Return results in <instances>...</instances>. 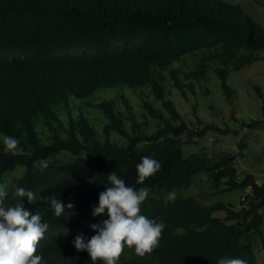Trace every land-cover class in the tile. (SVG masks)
<instances>
[{"label": "trees", "instance_id": "1", "mask_svg": "<svg viewBox=\"0 0 264 264\" xmlns=\"http://www.w3.org/2000/svg\"><path fill=\"white\" fill-rule=\"evenodd\" d=\"M136 40L142 42L120 55L106 52L112 43ZM217 44L230 58L240 49L247 50L234 64L240 69L264 51V27L240 6L224 0H0V58H4L0 61V183L17 167L25 168L16 187L36 194L35 203H28L26 197L21 203L30 213L39 211L42 222L49 224L44 239L53 231L79 227L90 232L85 240L95 235L90 225L107 216L93 217L91 212L98 205L99 193L109 184L107 175L115 171L126 184L149 189L142 214L165 224L158 248L143 258L133 249L136 259L120 264H217L222 257L259 264L250 237L258 235L264 243L260 229L264 183L247 170L240 177L236 158L229 155L213 164L199 157L185 158L181 135L202 137L208 131H230L223 132L212 123L192 129L174 102L165 99L167 74L184 91L174 69L182 51ZM87 46H96L98 51L62 56ZM217 72L224 94L231 100L228 71ZM121 86L142 89L143 106L158 122L153 133L146 132V123L133 118H128L129 132L123 112L109 101L99 104L109 122L104 141L82 110L67 125L59 117L60 106L69 107L74 100L85 101L100 90ZM149 96L162 102L170 118ZM39 125L49 130L50 143L42 140ZM60 127L66 137L58 133ZM114 132L126 139L125 145L110 141ZM4 135L19 140L14 153L4 151ZM61 152L73 155L74 161H51ZM143 156L156 159L162 167L139 185L135 183L136 165ZM39 161H47L49 167L40 171L36 167ZM202 171L215 183L227 179L228 191L250 188L241 209L222 202L202 205L194 199L165 203L159 197L162 192L189 186ZM51 197L65 205L73 203L74 209L56 217ZM18 199L9 194L5 204L14 205ZM219 211L226 216H215ZM37 254L43 256L44 264H92L88 253L78 252L63 234L53 235Z\"/></svg>", "mask_w": 264, "mask_h": 264}, {"label": "rangeland", "instance_id": "2", "mask_svg": "<svg viewBox=\"0 0 264 264\" xmlns=\"http://www.w3.org/2000/svg\"><path fill=\"white\" fill-rule=\"evenodd\" d=\"M240 6L253 21L264 27V0H224ZM142 42L136 40L129 44L112 43L106 52L111 51L122 54L123 50H131L134 45ZM98 51L95 46L77 48L70 52H64L63 57L79 56L85 53ZM246 49H240L238 55L232 58L222 49L221 44L207 46L197 50L181 53V58L174 63V69L178 70V80L184 85V91L175 87L174 81L167 74L165 86L167 87L165 99L174 102L179 114L192 129H201L206 123L217 125L223 132L208 131L202 137H190L187 134L180 136L181 147L185 158L199 157L207 164L218 162L223 155L235 157L236 168L239 176L243 177L242 170L255 175L256 180L264 183V51L258 53V57L252 63L235 69L234 64L244 54ZM4 58H0L2 61ZM228 71L227 84L233 90L231 100L226 98L222 88V79L218 70ZM142 89L134 90L127 86L110 90H100L85 101L74 100L69 107L57 108L59 117L67 125L71 116L76 117L78 111L90 120L92 126L97 129L99 139L104 141L106 136L104 128L108 119L104 115L99 104L109 101L115 104L116 109L122 111L126 120V128L131 131V123L128 118L135 119L145 126L148 134L156 130L158 122L153 119L143 106L141 96ZM148 100L157 108L162 109L165 115L170 114L163 108L162 102L153 96ZM43 141L50 143L49 130L38 126ZM58 133L66 137V131L60 127ZM229 130V131H226ZM110 141L119 145H125L126 139L116 132L110 136ZM243 145L242 148L240 145ZM75 157L67 152L59 153L51 161L72 162ZM24 167H17L8 173L3 183L8 185V193L12 194L17 186V181L23 177ZM64 178V177H63ZM227 179L214 182L211 175L205 171L197 173L189 186L170 192H162L159 197L168 203L170 193H175V200L186 201L194 199L202 205L222 202L235 210H240L244 197L250 193V188L245 190L228 191ZM263 223L260 227L264 234V209L261 210ZM215 216H226L225 211L214 213ZM63 234L68 240L74 241L78 235L84 238L90 236L89 230L84 227L72 230H56L50 233L38 246V249L51 241L53 235ZM253 249L259 264H264V243L258 235L250 237ZM246 241V239H243ZM136 259L133 249L127 248L120 256L118 264Z\"/></svg>", "mask_w": 264, "mask_h": 264}, {"label": "clouds", "instance_id": "3", "mask_svg": "<svg viewBox=\"0 0 264 264\" xmlns=\"http://www.w3.org/2000/svg\"><path fill=\"white\" fill-rule=\"evenodd\" d=\"M3 145L6 153H14L19 140L4 135ZM36 167L44 171L49 164L47 161H39ZM161 167L156 159L150 156L141 157L136 165L135 183L143 185ZM107 179L109 184L99 193L98 205L91 212L93 217L106 215L107 219L90 225L96 233L90 239L85 240L82 235H78L73 241L75 249L78 252L86 251L92 264H97V261L118 264L125 247L134 249L140 258L150 255L160 245L165 224L142 214L141 206L149 196V189H136L126 184L115 171L109 173ZM7 189V184L0 183V264H44V258L37 254V250L49 230V224L42 222L39 211L30 213L21 203L22 198L26 197L28 203L33 204L37 201V196L24 187H16L12 195L19 198L18 202L7 205ZM168 199L174 202L175 193H170ZM50 205L56 217H60L66 210L74 209L73 203L65 205L55 197L50 198ZM217 264H247V261L238 257H222Z\"/></svg>", "mask_w": 264, "mask_h": 264}]
</instances>
